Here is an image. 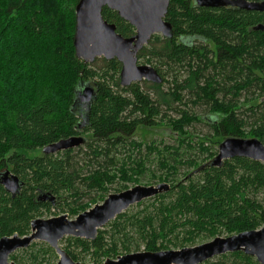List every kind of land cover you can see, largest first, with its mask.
I'll return each mask as SVG.
<instances>
[{
	"label": "trees",
	"instance_id": "1",
	"mask_svg": "<svg viewBox=\"0 0 264 264\" xmlns=\"http://www.w3.org/2000/svg\"><path fill=\"white\" fill-rule=\"evenodd\" d=\"M78 2L0 0V176L8 171L21 184L14 195L0 185V239L30 235L31 222L53 208L74 219L102 203L114 183H122L118 193L128 189L126 183L138 184L152 153L165 171L153 178L168 183L170 190L137 204L141 210L118 215L92 241L66 237L63 250L73 261L103 264L141 248H183L263 227L264 163L246 158L224 161L219 168L208 163L217 155L212 140L219 145L227 137L257 138L264 144V12L198 8L191 0H170L165 21L172 36L154 35L144 62L163 82H144L154 91L152 97L141 82L120 86L118 61L102 59L95 69L76 58ZM102 16L123 37L135 34L114 11L103 8ZM175 69L185 70L186 77H174L163 92L168 70ZM85 86L93 87L94 95L83 105L77 95ZM242 93L247 95L240 101ZM186 102L206 106L211 136L194 141L187 129L201 118L187 110L172 116L161 108ZM141 128L165 129L178 145L159 150L155 141H136ZM72 136L83 137L84 143L43 154L44 147ZM184 144L196 157L180 155ZM119 147L132 151L114 168ZM142 148L146 155L136 159L133 152ZM36 151L40 154H31ZM181 167L186 171L179 179ZM41 195L52 200L39 201ZM22 253L28 264H55L49 246L37 250L32 245ZM10 261L23 264L17 254ZM203 264L259 263L236 252Z\"/></svg>",
	"mask_w": 264,
	"mask_h": 264
},
{
	"label": "water",
	"instance_id": "2",
	"mask_svg": "<svg viewBox=\"0 0 264 264\" xmlns=\"http://www.w3.org/2000/svg\"><path fill=\"white\" fill-rule=\"evenodd\" d=\"M170 0H79L75 8V33L73 46L78 60L91 64L97 58L120 63L119 84L129 87L133 83L145 81L160 85L162 78L149 65L138 64L137 54L149 43L154 35L170 38L172 26L165 21ZM198 8H236L245 11L264 12V1L246 0H194ZM114 11L119 18L130 24L135 34L123 37L116 32L113 23H108L102 16V9ZM259 28V27H258ZM256 28V29H258ZM94 95L91 86L78 91V101L89 103ZM84 143L81 136H72L48 145L42 149L44 155L72 150ZM217 155L208 163L219 168L224 161L246 158L264 163V145L257 138L227 137L217 148ZM0 185L11 195L21 187L18 179L8 171L0 176ZM168 183L156 186H134L119 193L109 194L102 203L95 204L80 213L74 219L62 214L48 219L37 218L31 222V233L27 236L3 237L0 239V264H16L9 257L18 250L27 249L32 242L42 241L52 248L58 256L56 264H82L73 261L59 247L65 237L92 241L99 229L105 227L128 208L146 199L166 193ZM52 200L41 195L39 201ZM241 252L264 264V226L258 230L245 231L227 237L214 239L193 247L179 250L157 252L140 251L106 259L103 264H203L214 257Z\"/></svg>",
	"mask_w": 264,
	"mask_h": 264
},
{
	"label": "rangeland",
	"instance_id": "3",
	"mask_svg": "<svg viewBox=\"0 0 264 264\" xmlns=\"http://www.w3.org/2000/svg\"><path fill=\"white\" fill-rule=\"evenodd\" d=\"M150 47H151L150 44H146L143 47V49L137 54L138 57H139V54L142 55V58H138V64L147 65L144 62H145V59L149 57L148 56V52H149L148 49ZM102 65H103L102 58H97V59H95V61L93 63H91V67L95 68V69L100 68ZM149 66L152 67V65H149ZM164 69H166V67H164ZM174 77H176L177 79H184L186 77V71L183 70V69H175V70H172V71L168 70V74L166 76V80L168 81V83L163 85V87H162L163 92H167L172 87V81H173ZM144 82L145 81L141 82V85H142L143 89L146 90L152 97H154L155 96L154 91L149 89L148 86L144 84ZM149 84H151V83H149ZM184 95L187 98V101H189L190 97L186 94V92L184 93ZM246 95H247V93H242L241 97H240V101H243ZM260 100L264 101V94L261 96ZM161 108H162V111H164L166 114H169V115H172V116L175 115V111L176 110H187L189 112H192V113H195L196 115H198L201 118L202 122L193 124L192 126H190L187 129L189 131V133H190V137L192 136L194 138V141H196L197 138H201V137H203L205 135H210V136L212 135V133L209 131V127H208V124L210 122L209 118L211 116L208 113L207 108H206L205 105H202L200 103L195 105L192 102H186V105L182 106V105H179L177 103H171L169 106L162 105ZM174 138H175L174 135L172 133L166 131L165 129L145 130V129L141 128V129H138L136 131V134L134 136V139L136 141L143 142V144H148L150 141H155V143L157 144L159 150H162L163 145L171 146L173 148H176V146L178 145L177 144L178 142H176ZM161 143H163V144H161ZM186 146L187 145L184 144L183 147L179 149L180 155L183 156L184 158L196 157V155H197L196 151L191 150V149H189ZM210 146L216 152L218 151L217 150L218 144L216 143L215 140L211 141ZM118 149H119V152L115 154V159L113 160L114 168L115 167H119L120 164L124 161V159H126V157L132 151V150H129L128 147H125V148L124 147H119ZM31 154H34V155L37 154L38 155L40 153H39V151H36L34 153H31ZM162 154L166 155V152L162 151ZM133 155H134V157L136 159H139V158H142L143 156L146 155V151L144 150V148H142V150H140L139 154L136 153V152H133ZM81 158H83L82 155H80L76 159L80 160ZM207 162H209V161H207ZM108 166H109L108 168L111 169V171H112L113 167H111L109 164H108ZM144 166H145L146 170L144 171L143 175L139 177V183L136 184V185H134L132 183H126L125 185H126V187H128V189L132 188L134 186H137V185L138 186H156V185L161 183L158 180L153 178V177L159 176L160 174L165 173V171L163 169L161 170V168L158 165V155L155 154V153H152L151 155H148V160L144 164ZM185 171H186L185 168H183V167L179 168V170H178L179 179L182 177V174ZM119 185H122V183L121 184H115V183L112 184L111 187H110V190H109V194L118 193L115 190L119 187ZM260 198H262V196H260ZM85 200H87V198ZM147 200H149V199H146L144 201H147ZM150 200H151V198H150ZM136 206H137V204L131 206L125 212H133L134 213V212H136L138 210H141L143 208V206H140V207H136ZM62 214L63 213H61V211L58 208H53V209H51L50 213L45 212L41 217H38V218L48 219V218L56 217V216H59V215H62ZM69 218H71V217H69ZM220 237H227V235L223 234ZM65 238H63L59 242V247L61 249H64V247L66 245V243L64 242ZM208 241H210V240L200 241V242H197L193 246H197V245L206 243ZM32 245H34L35 249H37V250L39 249L40 246H43V245L48 246L46 243H44L42 241H34V242L31 243L30 246H32ZM193 246H185V247H193ZM179 249H181V248H174V247L170 246L168 250H179ZM23 250L24 249L18 250L17 252L14 253V255L17 254L21 258L23 264H28L27 257L24 256V253H22ZM140 251H142V248L140 249ZM140 251H138V252H140ZM55 256H56V258L53 259L52 261H53V263L56 264L57 261H58V256H57L56 253H55ZM214 258H216V257H214ZM46 259H49V258L46 257ZM9 261H10V257H9ZM79 262H81L82 264H90L89 259H87V258L82 260V261L80 260ZM42 264H46V262H43Z\"/></svg>",
	"mask_w": 264,
	"mask_h": 264
},
{
	"label": "flooded vegetation",
	"instance_id": "4",
	"mask_svg": "<svg viewBox=\"0 0 264 264\" xmlns=\"http://www.w3.org/2000/svg\"><path fill=\"white\" fill-rule=\"evenodd\" d=\"M194 3V0H191ZM195 5V4H194ZM172 36V35H171ZM138 60V59H137Z\"/></svg>",
	"mask_w": 264,
	"mask_h": 264
},
{
	"label": "bare ground",
	"instance_id": "5",
	"mask_svg": "<svg viewBox=\"0 0 264 264\" xmlns=\"http://www.w3.org/2000/svg\"><path fill=\"white\" fill-rule=\"evenodd\" d=\"M85 140V139H84Z\"/></svg>",
	"mask_w": 264,
	"mask_h": 264
}]
</instances>
